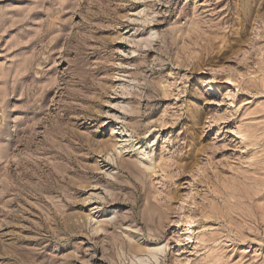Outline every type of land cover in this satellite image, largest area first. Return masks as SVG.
<instances>
[{"label": "rangeland", "instance_id": "1", "mask_svg": "<svg viewBox=\"0 0 264 264\" xmlns=\"http://www.w3.org/2000/svg\"><path fill=\"white\" fill-rule=\"evenodd\" d=\"M178 253L264 264V0H0V264Z\"/></svg>", "mask_w": 264, "mask_h": 264}, {"label": "bare ground", "instance_id": "2", "mask_svg": "<svg viewBox=\"0 0 264 264\" xmlns=\"http://www.w3.org/2000/svg\"><path fill=\"white\" fill-rule=\"evenodd\" d=\"M175 255H176V258L172 262H170V264H185L186 263V257L183 254L178 253Z\"/></svg>", "mask_w": 264, "mask_h": 264}]
</instances>
